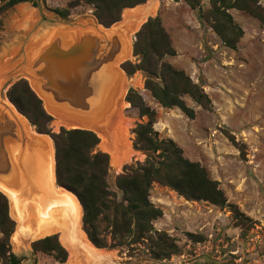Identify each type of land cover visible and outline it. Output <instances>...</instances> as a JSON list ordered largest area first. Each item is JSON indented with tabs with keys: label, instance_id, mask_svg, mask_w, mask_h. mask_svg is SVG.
<instances>
[{
	"label": "rangeland",
	"instance_id": "374dc122",
	"mask_svg": "<svg viewBox=\"0 0 264 264\" xmlns=\"http://www.w3.org/2000/svg\"><path fill=\"white\" fill-rule=\"evenodd\" d=\"M71 1L0 0L1 117H9L1 102V90L5 84L13 81L5 92L9 102L8 92L17 82L26 81L30 86V79L34 77L31 62L36 59V56L33 59L30 57L34 45L43 49L45 38L52 32L62 35V41L68 44L70 31L81 32L99 23L93 6L86 4L71 9L66 19L54 12L55 9L66 8ZM147 1L153 3L156 0ZM179 2L181 5L177 9V19L171 20V28H164L170 36L176 56H167L164 61L184 71L199 85L209 97L211 106L204 108L192 97L184 96L187 107L194 110V119L177 107L164 108L146 89L148 74L137 71L128 75L122 68L127 61L139 63L140 58L134 55L137 33L150 18H160L145 17L138 30L130 34L131 52L129 50L116 67L119 74L122 73V79L130 85L123 97L115 99V112L107 114L106 120L101 122L103 128L107 127V132L103 140L99 138L97 151L109 156L106 177L108 189L116 202L125 203L124 194L117 187L118 177L144 165L147 158L152 156L150 151L136 145L134 131L137 125L147 123L148 118L141 117L138 108L127 102L129 91L134 90L155 111L154 130L159 139L172 140L182 149L186 159L199 163L207 171L209 179L218 184L227 200L226 204L237 206L251 221L241 226L234 220L233 209L229 206L220 207L208 201L187 200L176 191L154 183L150 189V201L162 212V216L152 223L154 231L164 232L172 238L179 252L166 259H155L151 256L147 240L129 244L128 238L124 245H116L118 240L111 242V236H108L107 248H97L83 229L82 215V230L94 246V254L85 259L76 254L71 256L69 245L63 241L62 231L64 225H68L64 220L65 214L58 223L57 232L55 230L42 237L27 239L22 236V227H26V224H20L16 210L7 198L9 216L15 222L10 246L19 264H264V0H254L253 8L258 17L235 8L228 11L234 23L243 30L236 50L224 45L212 28L214 19H210L209 0H201V10L191 9L184 0ZM130 9L133 8L124 9L121 21L110 28L123 26L126 17L131 16ZM122 34L127 39L128 36ZM117 81L120 83L122 80ZM17 113L28 122L29 132L44 135L38 132L37 126L26 116L18 110ZM50 117L52 120L45 126L50 133L59 134L62 129L74 130L80 127L78 123L72 126L75 121L70 120L64 124L60 117ZM102 126L90 128L98 136ZM46 136L52 139L50 135ZM159 153L154 154L156 161H160ZM55 188H62L57 184L56 173ZM29 194H22L20 200L27 206L24 211L35 215L33 209L36 195L31 198ZM34 223L39 224L36 220ZM19 226L21 230L18 232ZM15 233L16 238L19 235L18 240L14 238ZM53 235L58 236L59 243L68 253L65 262L32 248L34 242ZM19 240L23 246L18 244Z\"/></svg>",
	"mask_w": 264,
	"mask_h": 264
},
{
	"label": "trees",
	"instance_id": "16d2710c",
	"mask_svg": "<svg viewBox=\"0 0 264 264\" xmlns=\"http://www.w3.org/2000/svg\"><path fill=\"white\" fill-rule=\"evenodd\" d=\"M184 1L191 9H200L201 0ZM209 1L210 19H214L212 28L224 45L236 50L243 30L234 23L228 11L235 8L258 17L253 8L254 0ZM146 2L147 0H72L66 8L55 9L54 12L66 19L70 16L71 9L82 4L90 5L94 8L99 24L110 28L121 21L124 9L135 8ZM134 55L140 58L139 63L127 61L122 68L128 75L137 71L148 74L146 89L162 107H177L194 119V110L187 107L184 96L192 97L204 108L211 106L209 97L199 85L184 71L177 70L164 61L167 56H176V51L160 18H150L137 33ZM8 98L21 114L37 126L40 134L52 137L55 145L57 184L77 197L83 208V229L97 248H107L108 236H111V242L118 240L116 245H124L128 238L129 244L147 240L150 243L151 256L155 259H166L179 252L172 238L164 232L154 231L153 221L162 216L161 210L150 201V189L154 183L176 191L187 200H203L215 206H229L218 184L209 179L207 171L199 163L186 159L182 149L172 140L159 139L154 130L155 111L134 90L129 91L126 100L138 108L141 117L148 118L147 123L137 125L134 131L136 145L150 151L152 156L147 158L144 165L118 177L117 187L123 192L126 204L116 202L113 194L109 192L106 181L109 156L97 151L100 139L95 133L81 129H62L59 134L48 132L45 126L52 118L26 81L12 86ZM158 152L160 161L154 158V154ZM229 207L233 209L234 220L239 225L244 226L246 221H251L237 206ZM14 230L15 222L9 216L8 199L0 193V264L20 263L10 246V237ZM32 248L34 251L52 255L61 262H65L68 257L57 235L34 242Z\"/></svg>",
	"mask_w": 264,
	"mask_h": 264
},
{
	"label": "water",
	"instance_id": "95a60500",
	"mask_svg": "<svg viewBox=\"0 0 264 264\" xmlns=\"http://www.w3.org/2000/svg\"><path fill=\"white\" fill-rule=\"evenodd\" d=\"M96 26L99 28L102 25L97 23ZM123 26L126 25L123 24ZM123 26L110 30L103 26L106 30L114 33L110 38L83 31L82 37L71 44L64 43L62 41L64 37L59 34L55 36L47 48L44 47L41 57L36 58L37 61H34L33 67H31L34 77L39 79L37 82H40V94L30 87L42 101L47 114L52 115L47 107L55 109V112L67 119L71 120L73 117L72 119L79 124V129L88 131H93L90 128L93 127L92 123L90 124L89 121L99 122L101 125V122L106 120L105 116L110 113L108 110H111L115 101L114 96L111 97L109 92L114 91L113 93H115V87L119 84L117 80H122L123 77L122 73L119 74L116 69L117 64L122 62V59L129 53L128 42L122 34L124 32L121 31L124 29ZM11 82L13 81L7 82L1 90V102L6 109L8 107L15 108L5 98V92L12 85ZM12 110L16 117L11 116L8 112L9 117L0 116V180L6 184L14 182L15 186H17L18 180L19 182L22 181L10 151L14 145H17L19 153L22 155L25 152H33L37 155L39 148L44 147L46 143H52L51 154L55 161L54 170L56 173L53 140L48 142L46 135H36L29 132L27 130L29 129L28 122L26 121V126L22 123L21 125L19 121L22 120L17 119L16 108V112L14 109ZM22 118L26 120L23 116ZM96 127L100 126L97 125L93 128ZM36 141L39 143L36 144ZM32 149L35 150L32 151ZM45 151L47 152L44 149L40 150L39 155ZM54 189H56L55 182ZM55 191L58 192L59 190L56 189ZM0 192L6 196L3 191L0 190ZM29 197H31L30 194ZM35 198L36 204L42 202L40 199L43 197L36 195ZM44 202L46 203V201ZM40 206L42 210L47 207L46 204ZM34 212L37 211L34 210ZM64 213H61L62 217H64Z\"/></svg>",
	"mask_w": 264,
	"mask_h": 264
},
{
	"label": "bare ground",
	"instance_id": "6f19581e",
	"mask_svg": "<svg viewBox=\"0 0 264 264\" xmlns=\"http://www.w3.org/2000/svg\"><path fill=\"white\" fill-rule=\"evenodd\" d=\"M143 18H145V16L138 18L136 22H134L135 19H133L134 23H132V25H130L131 24V23H129L130 20H128V18L126 17L125 25H127L129 28L121 29V31H123L124 34L126 36H128L126 41L128 42L129 46L131 44L130 34H134L136 32V29L138 30V28L140 27V25L143 22V21L141 22V20ZM84 31L85 32H91V33L98 35V36H104V37L106 36L107 38L112 37L114 34L113 32L108 31L105 28H103V26L98 28L96 25H92L90 28L84 29ZM55 33L56 32H52L49 36H47L45 38V40H44L45 46L44 47L47 48L48 45L52 42L53 38H55V35H56ZM83 34H84L83 31H81V32L80 31H74V30L70 31L68 44H71L74 41L76 42L79 38L82 37ZM44 49L45 48L40 50V47L38 45H34L32 48V51L30 53L31 59H33L35 56H36V58H38L42 54V51ZM130 49H131V46L129 47V50ZM130 52H131V50H130ZM32 61L36 62L37 59L32 60ZM32 64H33V62H31V67H33ZM122 78H124V77H122ZM37 80H39V79H37L36 77H32L30 79V86L32 87V89L36 93L40 94V92H39L40 91V84H39L40 82H37ZM128 84H126V81L124 79H122V81L115 87V93H113L114 91L110 92L111 97L114 96V98L116 100L123 97V95L127 89ZM1 99H2V97H1ZM11 106L13 107L12 104H11ZM112 107H111V110H108V112H111V113L115 112V110H113L114 108H112ZM12 109L15 110V108L8 107L7 112L11 116L16 117L15 114L13 113ZM47 110L54 117L55 116L58 118L60 117L61 122H63L64 124H66L68 121H70V119H67L64 116L60 115V113L55 112L56 111L55 109L47 107ZM15 112H16V110H15ZM72 118H71V121H74V119H72ZM17 119L18 120L21 119L22 121H19L20 124L22 123L24 126H26V120H24L20 114H18ZM59 121H60V119H59ZM89 123L90 124L92 123L91 125L93 127L97 126V125L100 127L102 126V125H100L99 122L93 123V121H89ZM76 125H77V122L73 123L72 126H76ZM64 127H65V125H64ZM72 129H74V127H72ZM106 132H107V127L103 128V126H102V128L100 129L101 134H98L99 138H101V139L104 138V136L106 135ZM45 137L47 138L48 142H49V140L52 142V139L50 137H48V136H45ZM35 143L38 144L39 142L36 141ZM42 149L47 150V152L45 151L44 153L39 155V152ZM51 149H53V145H52V143L49 142L48 144L46 143V145L44 147L39 148V152L37 155L33 152L32 153L25 152L22 155L21 153H19L17 145H14V147H11L10 151L13 155L12 156L13 159H15L14 160L15 166L18 167L17 168L18 174L21 175L22 181L19 182L17 184V186H15L14 182H9V184H6L4 181L0 180V190L3 191L6 194V196L10 199L9 202L11 203V206H13L14 207L13 209L16 210V217L19 216L18 210L23 211V210H25V207H27L26 204L21 203L20 197L22 194L30 193V196H34V195H37V193L40 190L42 192L41 195L46 196V197H43L40 199V201H42L41 204L38 203L35 205L36 208L33 209V210L37 211L36 213H34L35 215H30L31 213H29V212L27 213V211H25V214H26L25 218L26 219L22 223L20 222L21 225L26 224V227H22V229L24 231V234L22 236L24 238H27V239L28 238L42 237L43 235H45L47 233H51L52 230H57L59 228L58 223L60 220H63L62 219L63 217L61 216V213L59 211H56V210L53 211V210L55 209V207H57L56 203L59 201H62V199H64V194L69 196L67 203H68V207H69L70 212L68 214L66 212L64 213L65 214L64 220H66L68 222V225H64V230L62 231V233H63L62 236L64 237L63 241L65 240L64 243H66V245H69L68 248L70 249V255L71 256L76 254L77 256L88 259L89 257L92 256V254H94V252H93L94 246L91 245V243L86 238L85 232L82 230L83 212H82V207H81L77 197L75 195H73V193H71V192H69L63 188L59 189V191L57 193H55L54 195L51 196V194H52L51 190L54 189V182H55V170H54L55 161L53 159V155L51 154ZM34 150L35 149H32V151H34ZM40 167H42V169H44L47 172V175L49 176L50 180H53V178H54V182H53L52 187H49V188L45 187L44 182H42V183L39 182V178H37L36 175H38V173H39L38 170ZM36 181H38V183ZM18 191H20V194L18 193ZM47 192H48V195H47ZM38 195L40 197V193H38ZM44 201H46V203H44ZM43 204L47 205L45 210L41 209L40 205H43ZM31 210H32V208H31ZM43 212H45V214H48V218H50V220L46 219V216L44 214H42ZM51 212H53V213H51ZM61 212H62V210H61ZM34 220L38 221L39 224L34 223ZM20 228H21V226H19V229L17 228L18 232L21 230ZM36 228H37V230H36ZM62 229H63V227H62ZM16 236L17 235L15 233L14 238L16 240H18L19 235L17 238H16ZM20 243L22 245V241L19 240L18 244H20Z\"/></svg>",
	"mask_w": 264,
	"mask_h": 264
},
{
	"label": "crops",
	"instance_id": "0c3cea01",
	"mask_svg": "<svg viewBox=\"0 0 264 264\" xmlns=\"http://www.w3.org/2000/svg\"><path fill=\"white\" fill-rule=\"evenodd\" d=\"M181 5V3L179 2H175L173 0H156L153 3L150 1H147V3L140 5L139 7L130 9L132 11L131 16L127 17L128 20L130 19L131 23L130 25H132V23L136 22L138 18H141L143 16H145L146 18H150V17H157L159 16L162 22V25L164 28H171V20H176L177 19V9L178 7ZM133 19H135V21L133 22ZM145 19V18H143ZM143 19L141 20V22L143 21ZM124 29L125 28H129L127 25L123 26ZM112 29V28H110ZM109 29V30H110ZM126 31V30H125ZM169 31V30H168ZM38 175H36L37 178H39V182H44L45 183V187H52L53 182H54V178L53 180L49 179V176L47 175V172L42 169V167L39 168L38 170ZM38 183V181H36ZM19 183V180L17 181V184ZM56 190V189H55ZM54 189L51 190V196L54 195L55 193H57V191H55ZM18 193H20V191H18ZM40 196H42V192L39 190ZM37 193V196L39 197ZM48 195V192H47ZM68 197L66 194H64V199H62V201H59L56 203L55 209L53 211H59L60 213L64 211L67 214L70 212L69 207H68ZM45 203V202H44ZM41 204V203H40ZM14 208V207H13ZM28 213V211H27ZM53 213V212H52ZM42 214H44L46 216V219L48 218V214H45V212H43ZM18 215L17 219L22 223L26 218V214L25 211L23 210H18ZM64 216V215H63ZM57 220V219H56ZM55 230H53L52 232H54ZM57 232V230H56Z\"/></svg>",
	"mask_w": 264,
	"mask_h": 264
}]
</instances>
